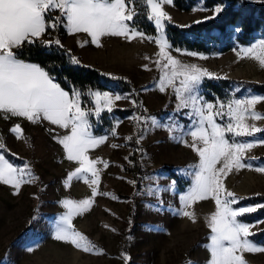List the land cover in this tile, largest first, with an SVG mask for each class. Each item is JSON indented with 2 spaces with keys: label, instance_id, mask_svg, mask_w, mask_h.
Listing matches in <instances>:
<instances>
[{
  "label": "rangeland",
  "instance_id": "obj_1",
  "mask_svg": "<svg viewBox=\"0 0 264 264\" xmlns=\"http://www.w3.org/2000/svg\"><path fill=\"white\" fill-rule=\"evenodd\" d=\"M202 1L190 10H181L174 3L162 5V8L171 18L168 22L185 25L213 14L211 9L214 6L207 7ZM202 7L208 10H199ZM53 15H59V12ZM145 34L157 35L156 32ZM45 38H58L60 43L64 40L63 36ZM66 38L71 40L69 45L72 47V56L80 62L92 63L111 75L122 76L133 82L139 88L141 104L145 110H163L161 116L157 117L158 120L165 122L174 114L177 100L172 89L167 88L164 93L158 90L161 72L155 61L159 59V47L154 42L141 38L129 42L123 37L105 36L100 39L101 46H96L91 43V38L86 33L67 32ZM261 38L264 35L257 36L247 44H238L225 52H196L207 59L184 54L195 52L187 49L177 52L175 49L180 48L175 47L170 53L183 63L196 64L206 69L213 77L264 81V67L250 55L245 56L240 52V49ZM146 65L150 70L145 69ZM201 91L207 101H216L208 99L203 88ZM235 91V96L230 99H244L251 95L264 96V93L250 89L236 88ZM108 92L129 97L127 100L116 101L115 106L133 103L127 92ZM255 111L264 113V102L257 104ZM135 115L137 114L117 120L121 123L116 127L115 137L111 132L98 134L97 136L108 135L109 139L89 150L90 159L99 158L109 165L104 168L103 163L97 164L101 171L100 184L97 196L92 198L91 188L83 181L74 180L69 186H65L64 182L69 173L78 167L77 163L66 159L64 149L58 143V138L68 134V130L48 121L33 124L24 118L9 116L5 119L0 114V138L5 144V149L0 150V154H4L14 165L22 167L27 163L39 178L32 183L23 184L19 194H13L15 189L0 183V264H208L210 229L206 217L215 211L214 201L209 198L195 202L191 208L185 209L195 213L193 222V219L178 214L179 194L188 189L190 182L184 189H179L177 185H171V181L175 180L167 171L155 170L145 177L141 190L135 189L134 184L129 183L132 178L125 167L132 164L128 156L133 146L126 138L134 131L136 122L131 117ZM178 121L185 126L190 124L189 119L182 114ZM247 122L260 128L264 125V119ZM15 124H20L23 129L20 139L10 132ZM185 138L191 144V138ZM255 138L259 139L257 135ZM140 143L144 147L142 162L145 168L153 169L166 164L185 176L180 170L198 163V155L192 148L180 143L179 138H174L167 130L150 128L144 132ZM113 144L119 147L113 148ZM245 160L254 167H264V145H256L248 150ZM223 182L227 190L235 193L237 197L264 192V173L247 168L229 173ZM99 192L110 195L102 196ZM68 198L93 199L89 211L75 217L72 223L75 230L96 246V252H84L70 243L54 238L55 222L66 211L61 201ZM133 208L135 222L128 241L126 225ZM257 221H264V217L247 223L253 225ZM263 227L264 223H259L251 227L250 232ZM14 238L17 241L9 246ZM249 238L257 245L264 246V243ZM125 243L128 247L126 253L123 251ZM124 256L128 259H123ZM243 257L247 264H264V252H245Z\"/></svg>",
  "mask_w": 264,
  "mask_h": 264
},
{
  "label": "snow or ice",
  "instance_id": "obj_2",
  "mask_svg": "<svg viewBox=\"0 0 264 264\" xmlns=\"http://www.w3.org/2000/svg\"><path fill=\"white\" fill-rule=\"evenodd\" d=\"M140 2L147 9V19L154 23L157 33L155 36L146 35L136 26V19L141 15L137 10L138 0H0V114L5 119L9 116L24 118L33 124L48 121L68 130V134L58 138V143L62 145L66 159L77 163L78 167L69 173L64 182L65 186H69L74 180L83 181L91 188L92 198H95L101 175L97 164L103 163L104 168L109 165L99 158L90 159L88 153L90 149L104 144L109 137L94 133L95 125L91 118L94 116L100 119L105 111L112 113L116 101L127 100L129 97L100 90H89L85 93L72 89L70 93L56 83L45 68L20 59V49L26 44L37 43L42 47H62L58 38L40 39L61 27L69 34H88L91 43L96 46H101L100 39L105 36L123 37L129 42L135 38L154 42L159 47V59L155 61L161 72L158 90L164 93L167 88H171L177 105L174 114L165 122L155 116L131 117L140 128L136 143L143 139L144 132L150 128H160L192 148L199 159L195 165L180 170L190 179V185L185 192L179 194L178 214L195 222V213L185 209L191 208L195 202L211 198L215 211L206 217L210 229L208 264H247L243 253L264 252V246L257 245L249 238L253 235L250 228L264 221L250 225L242 217L264 208V204L239 206L241 198L227 190L223 180L229 173L245 168L264 173V167H254L245 160L248 150L256 145H264V136L255 138L257 133H264V128L247 122L264 119V113L255 111V106L264 102V96L251 95L244 99H229L227 102L207 101L201 91L203 82L205 78L219 77H213L212 73L196 64L183 63L170 53L173 45L167 38L165 28L166 22L171 18L162 5H171L173 0ZM256 2L264 3V0ZM199 10L208 9L202 7ZM223 10L222 4L214 6L211 16L194 23L215 19ZM56 12L59 15H53ZM234 30L242 31L239 25ZM175 51L181 52V49ZM240 52L245 56L250 55L264 67V38L240 49ZM184 54L207 59L196 52ZM68 55L69 63H80L70 52ZM145 69L150 70L147 65ZM84 96L90 98L89 104L93 106L82 107ZM181 114L189 119L190 124L185 126L179 123L178 117ZM120 123L121 121L114 123L111 129L113 137L117 135L116 127ZM10 132L20 139L23 129L20 124H15ZM185 137L191 138V144ZM126 139L131 141L133 137ZM112 147L119 145L113 144ZM3 149L5 144L0 138V150ZM38 179L27 163L22 167L14 165L4 154H0V183L15 189L13 194H19L23 184ZM129 183L135 184V181ZM171 185L175 186L176 181H171ZM99 195L110 194L99 192ZM92 198H68L61 201L66 211L59 215L54 225V238L57 241L70 243L84 252L97 251L96 246L75 230L72 223L75 217L89 211ZM123 259L127 260L128 257L124 256Z\"/></svg>",
  "mask_w": 264,
  "mask_h": 264
},
{
  "label": "trees",
  "instance_id": "obj_3",
  "mask_svg": "<svg viewBox=\"0 0 264 264\" xmlns=\"http://www.w3.org/2000/svg\"><path fill=\"white\" fill-rule=\"evenodd\" d=\"M199 1L173 0V3L181 10H190ZM202 3L207 7L222 4L224 10L215 19L200 24L194 23L195 21L185 25L166 22V35L173 47L208 54L218 53L231 50L238 44H247L257 36L264 35V3L256 2V0H243V2L241 0H203ZM137 10L141 13L136 19L138 29L145 33L155 34V26L153 22L147 19V9L140 0H138ZM236 25H239L242 31L236 32L234 30ZM66 33L67 30L61 27L57 31L44 35L41 39L54 36L62 37ZM69 52L70 50L63 45L62 47L56 45L42 47L38 43L26 44L20 49L19 58L38 63L46 71H49L62 88L70 93L72 89H79L85 93L89 90L127 92L132 102L135 103L125 106L117 105L112 113L105 111L102 112L100 119L94 116L91 118L95 125L94 133L96 135L110 133L118 119L131 114L161 116L162 109L147 111L143 108L139 88L133 82L122 76L111 75L95 65L83 62L71 64L69 63ZM70 54L72 55L71 52ZM202 88L208 99L226 101L235 96L236 88L264 93V81L228 77L205 78ZM89 99L88 96L83 97L82 107L84 105L93 106L89 104ZM261 128H264V125ZM139 131L140 128L136 122L134 123V131L130 134L133 139L128 140V143L133 146V150L128 156L132 164L125 167L126 171L130 172L132 181H135V189L141 190L145 177L155 170L167 171L176 181L177 187L184 189L190 179L175 172L171 165L165 164L153 169L145 168L142 162L144 147L140 142L136 143ZM256 135L260 138L264 136V133H257ZM240 198L239 206L264 204V192ZM134 210L135 208L130 211V219L126 225L128 241L135 222ZM263 217L264 208H259L251 214L244 215L242 219L246 222H253ZM250 237L257 242L264 243V227L254 231ZM16 241L17 238H14L8 245H13ZM123 251L128 252L127 243H125Z\"/></svg>",
  "mask_w": 264,
  "mask_h": 264
},
{
  "label": "crops",
  "instance_id": "obj_4",
  "mask_svg": "<svg viewBox=\"0 0 264 264\" xmlns=\"http://www.w3.org/2000/svg\"><path fill=\"white\" fill-rule=\"evenodd\" d=\"M67 34V33H66ZM42 37H44V36H42ZM64 37V40L63 41H61V44L63 45V46H65V47H67L69 50H70V52H71V46L69 45V41H71L69 38L67 39H65V36H63ZM46 39V38H45ZM72 53V52H71ZM21 59V58H20ZM22 60H24V59H22ZM24 61H26V62H32L33 63V61H29V60H24ZM83 63H87V64H91V65H93L92 63H89V62H83ZM96 66V65H95ZM100 68V67H99ZM55 81V80H54Z\"/></svg>",
  "mask_w": 264,
  "mask_h": 264
}]
</instances>
